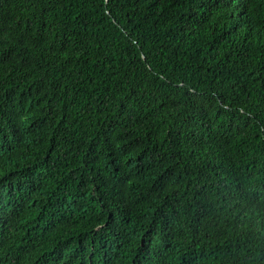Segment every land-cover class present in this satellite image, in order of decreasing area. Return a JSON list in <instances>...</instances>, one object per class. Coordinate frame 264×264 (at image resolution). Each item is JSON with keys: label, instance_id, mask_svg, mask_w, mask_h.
<instances>
[{"label": "trees", "instance_id": "16d2710c", "mask_svg": "<svg viewBox=\"0 0 264 264\" xmlns=\"http://www.w3.org/2000/svg\"><path fill=\"white\" fill-rule=\"evenodd\" d=\"M0 264H264V0H0Z\"/></svg>", "mask_w": 264, "mask_h": 264}]
</instances>
